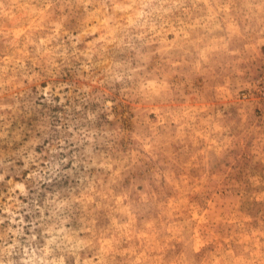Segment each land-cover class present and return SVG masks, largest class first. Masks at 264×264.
<instances>
[{"label":"rangeland","instance_id":"rangeland-1","mask_svg":"<svg viewBox=\"0 0 264 264\" xmlns=\"http://www.w3.org/2000/svg\"><path fill=\"white\" fill-rule=\"evenodd\" d=\"M0 264H264V0H0Z\"/></svg>","mask_w":264,"mask_h":264}]
</instances>
